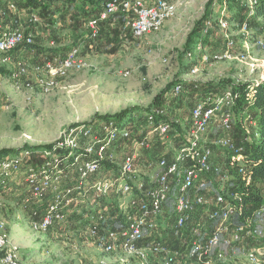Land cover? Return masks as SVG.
I'll use <instances>...</instances> for the list:
<instances>
[{"label":"rangeland","instance_id":"rangeland-1","mask_svg":"<svg viewBox=\"0 0 264 264\" xmlns=\"http://www.w3.org/2000/svg\"><path fill=\"white\" fill-rule=\"evenodd\" d=\"M37 1L34 10L39 24L32 27L23 0H0V9L7 8L11 2L16 4L18 15L9 14L6 23L11 18L18 21L20 28L35 29L33 45L36 47L27 55L21 49L0 55V151L12 152L5 157L21 155L26 150L49 149L73 127L98 126L104 122L101 117L136 107L139 111L129 116L131 119L125 117L122 121L132 128L135 141L143 137L147 109L166 89L168 93L161 108L170 120L184 123L190 118L194 103L208 90L220 93L225 89L222 85L229 81L239 85L264 80V49L257 44L264 41V20L255 19L253 0H170L176 4L177 13L158 31L134 38L129 30H123L124 19L117 16L100 23V34L94 41L82 40L88 33V21L95 13L89 7L73 5L70 0ZM223 22L228 24L226 29L222 28ZM228 39L236 43L230 51L235 57L247 51L244 40L248 41L246 62L237 58L215 60L227 51ZM77 47L84 68L58 79L56 88L45 91L35 68L53 56L64 57ZM24 67L28 73L13 80L12 75ZM177 85L182 89L175 96ZM243 123H238L236 129H240L244 139L250 140L254 127L247 119ZM219 134L211 131L208 138L214 140ZM157 139L156 135L150 149L137 152V180L148 182L150 176L157 174L154 157L163 150L176 149L179 144L173 134L171 145L165 148ZM127 149H133L131 143L116 150L118 164ZM214 153L216 165L222 166L232 159L226 160L224 151L218 148H214ZM35 156L26 160L24 166L31 164ZM107 170L102 169L92 179H115L117 171ZM24 179L22 174H13L0 181V227L17 249L19 264H115L124 256L106 255L91 239L77 234L87 220L88 207H78L77 214L68 215L65 223L46 233L35 232L30 226L31 207H25L27 203L31 205L32 198ZM129 197L120 195L119 201L127 203ZM240 223L238 218L233 226ZM253 226L264 234V223L256 221ZM163 240L170 246L176 243L167 232L163 233ZM256 249H264V238L245 235L235 251L227 252L225 264H249L246 255ZM2 258L0 251V264H3ZM125 260L127 264H137L135 259ZM260 260L264 262V253Z\"/></svg>","mask_w":264,"mask_h":264},{"label":"built area","instance_id":"built-area-1","mask_svg":"<svg viewBox=\"0 0 264 264\" xmlns=\"http://www.w3.org/2000/svg\"><path fill=\"white\" fill-rule=\"evenodd\" d=\"M255 3L253 0L252 9ZM11 13L18 15L14 2L0 9V55L34 44V33L29 28L6 26L5 21ZM176 13L177 6L170 0H154L151 4L145 0H106L100 15L88 21L87 38L97 39L100 23L117 16L124 19V31L129 30L134 38H141L158 31ZM26 15L29 25L39 24L35 10L27 9ZM221 25L224 29L228 27L226 22ZM247 42L244 40L247 51L235 57L230 51L235 49L236 43L228 39L227 51L215 60L237 58L246 62L249 59ZM257 44L264 49V41ZM84 66L77 47L64 57L53 56L38 65L35 71L40 86L49 92L57 87L58 79L66 78ZM27 73L26 67L20 68L12 79L17 81ZM181 89L182 86L177 85L174 95H179ZM238 99L239 94L233 87L220 93L201 95L184 123L170 120L162 108L155 109L145 116L143 137L135 141L132 140V128L115 120L104 121L98 126L73 127L49 149L26 150L21 155L0 158V181L13 174H22L31 193V205L46 204L42 211L31 207L30 226L35 232L46 233L65 223L73 207H88L87 220L76 232L95 242L106 255H124L115 264H127L125 259H135L137 264H181L185 261L225 264L227 252L235 251L245 235L264 238L263 232L253 226L256 221L264 223L263 211H257L253 218L233 226V221L240 217L242 206L241 196L233 188L235 176L230 172H241L246 152L245 146L235 140L236 127L238 123L244 125V121L246 124V119L251 126H256L246 112H235ZM214 130L221 134L209 140V133ZM172 134L179 139V144L173 152L163 150L154 157L157 174L150 176L148 182L137 180V152L150 149L156 135L163 148L171 145ZM128 143L133 149H127L118 164L116 150ZM214 148L223 150L226 160L232 159L223 162L222 166L216 165ZM34 154L37 155L35 160L24 166ZM105 162L115 166L107 170L117 171L115 179H92L102 169L106 170ZM110 194H116L118 198L117 211L113 214L108 205L102 204ZM120 195L130 196L127 203L119 201ZM25 207H30V203ZM164 232L179 240V246L165 243ZM0 251L3 264H19L17 249L9 243L2 226ZM262 253L264 249L248 253V263L264 264L260 260Z\"/></svg>","mask_w":264,"mask_h":264},{"label":"trees","instance_id":"trees-1","mask_svg":"<svg viewBox=\"0 0 264 264\" xmlns=\"http://www.w3.org/2000/svg\"><path fill=\"white\" fill-rule=\"evenodd\" d=\"M25 6L28 10H34V6L38 4L37 0H23ZM73 5L79 4L91 9L93 13L92 17L100 15L104 1L105 0H70ZM253 12L255 19L264 20V0H256L253 6ZM106 22V21H104ZM31 48H36L35 45L20 47L19 49L29 50ZM14 52V51H13ZM226 87H233L239 94V99L234 108L237 114H242L244 112L250 116L252 120L256 123V136H253L250 140L246 141L241 135L240 129H236L235 139L238 140V144H242L246 148L245 158L243 160L242 166L240 167L241 172L231 170V173L235 176L233 181V188L241 196V206L242 210L240 214V222H244L246 219L253 218V213L257 211L264 212V80L257 83H247L235 85L232 82H226ZM168 93L167 89L161 94L157 95L151 106L147 109L148 113H151L155 109L161 108L164 102V97ZM249 95L251 99H249ZM139 109L131 108L125 111H121L115 115H106L101 117L103 121L115 120L119 124H124L122 122L125 117L131 119L129 116ZM145 122V120L143 121ZM176 128L178 125L174 124ZM240 126V125H239ZM179 130V128H178ZM18 150L13 151L17 153ZM12 154V152L0 151V158L5 157V155ZM106 169L115 167L109 162L104 163ZM117 195L110 194L102 202L103 205H108L110 207L111 214L117 211ZM32 208H37L42 211L46 208V204L36 206L34 204L30 205ZM76 216L74 215V218ZM176 243L174 247L179 246V240H175ZM178 248V247H177Z\"/></svg>","mask_w":264,"mask_h":264},{"label":"crops","instance_id":"crops-1","mask_svg":"<svg viewBox=\"0 0 264 264\" xmlns=\"http://www.w3.org/2000/svg\"><path fill=\"white\" fill-rule=\"evenodd\" d=\"M146 1V3H148V4H151V3H153L154 2V0L152 1V0H145ZM15 17V16H14ZM19 18H20V16H19ZM8 19V18H7ZM10 19V22H7L6 23V21H5V24H6V26H8V27H10V28H17V27H19V26H17L18 25V23H16V21H14L13 19H11V18H9ZM15 19H16V17H15ZM30 26H32L33 27V25H30ZM113 26H114V24H113ZM24 28H30L29 26L28 27H24ZM87 28V27H86ZM87 30V29H86ZM88 31V30H87ZM30 32H35V29H31L30 30ZM85 38V41H86V38H87V35H86V37L84 36L83 38H82V40ZM89 41V40H88ZM90 42V41H89ZM23 50V51H22ZM21 52H23V53H25V55H27L28 53H30L31 51H30V49L29 50H26V49H21ZM14 53V52H13ZM12 53V54H13ZM33 53V52H32ZM41 57V56H40ZM206 94H213L212 93V90L210 91V90H208V92H206ZM256 132V126H254V133ZM78 207H73V210L71 211L72 212V214H77L76 212H77V209ZM86 208V207H85ZM29 211H30V208H29ZM237 246V245H236ZM233 252V251H232Z\"/></svg>","mask_w":264,"mask_h":264}]
</instances>
